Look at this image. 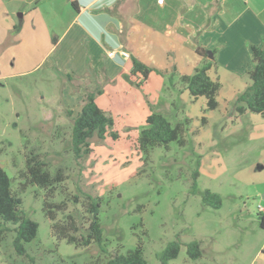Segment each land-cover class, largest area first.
Segmentation results:
<instances>
[{
    "label": "rangeland",
    "instance_id": "obj_1",
    "mask_svg": "<svg viewBox=\"0 0 264 264\" xmlns=\"http://www.w3.org/2000/svg\"><path fill=\"white\" fill-rule=\"evenodd\" d=\"M7 1L19 28L13 29L17 43L0 49V58L6 56L11 66L16 65L15 72L23 68L26 73L0 78V165L22 198L23 213L38 223V232L25 243V253L14 246L15 231L8 232L0 240V264H105L111 253H125L139 244L149 264H162L159 254L177 239L179 255L168 264H264L259 218V206L264 207V117L240 113L231 103L228 111L209 110L205 96L182 97L165 115L173 125L184 124V144L173 141L168 148L156 146L147 154L138 144L147 123L133 116L134 125L125 127L123 118L112 115L118 137L109 133L92 138L91 152L75 159L73 117L68 111L76 109L70 98L78 82H70L61 65V70L51 69L48 61L57 52L50 47L62 30L55 16L66 21L70 2ZM19 36L28 41H18ZM167 92L163 102L169 99ZM33 147L52 172L65 168L68 191L101 198L107 252L97 242L79 247L53 233L56 219L45 212V189L21 176ZM207 188L221 194L220 208L204 204ZM60 197L56 195V200ZM193 240L201 243L202 255L197 258L188 253Z\"/></svg>",
    "mask_w": 264,
    "mask_h": 264
},
{
    "label": "crops",
    "instance_id": "obj_2",
    "mask_svg": "<svg viewBox=\"0 0 264 264\" xmlns=\"http://www.w3.org/2000/svg\"><path fill=\"white\" fill-rule=\"evenodd\" d=\"M68 1L67 20L55 16L62 30L50 50L57 52L50 58L49 50L44 59L78 82L70 98L73 116L86 91H97L98 105L123 118L125 127L134 125L133 116L144 124L153 110L168 114L179 98L192 97L180 76L192 75L206 60L212 62L211 78L221 82L218 108L227 110L248 85L253 47H264V0H75L79 9ZM8 3L0 0V49L17 41L13 29L19 24ZM134 58L151 68L147 75L134 72ZM8 60L0 58L1 79L26 73L15 72Z\"/></svg>",
    "mask_w": 264,
    "mask_h": 264
},
{
    "label": "trees",
    "instance_id": "obj_3",
    "mask_svg": "<svg viewBox=\"0 0 264 264\" xmlns=\"http://www.w3.org/2000/svg\"><path fill=\"white\" fill-rule=\"evenodd\" d=\"M75 9H79L77 1H72ZM252 59L254 67L248 72L247 87L233 100L232 106L240 113L247 111L261 114L264 117V47H253ZM212 62L204 61L195 68L192 75H181V82L189 89L193 98L205 96L207 108L216 110L219 107L218 95L221 82L209 75ZM134 72L147 75L151 68L134 58ZM173 75V74H172ZM172 81V79L170 78ZM97 91H86L83 97L81 110L73 116L72 124V151L75 159H83L92 150L91 139L104 138L111 133L115 138L118 134L113 131L114 117L104 111L96 102ZM147 126L143 128L138 137L141 151L149 154L156 146L169 147L170 143L177 141L185 143V127L182 122L175 125L169 118L153 110L146 119ZM33 147L26 158V169L21 172L29 183L39 185L45 189L44 208L51 219H56L52 226L53 233L59 239H65L79 247H87L93 242L99 243L101 250L107 252L103 241V226L100 219L101 198L90 194L71 193L68 191L66 181L68 175L63 166L51 171L49 163L40 156ZM194 175L193 191H197V178ZM61 195L56 200V195ZM206 206L220 208L222 196L220 193L205 189L202 195ZM22 198L13 190L12 181L7 171L0 165V240L8 232L15 231L14 246L19 253H25V243L34 239L38 232V223L26 216L22 209ZM70 207H73L70 209ZM64 214V218H58ZM260 225L264 228V211H259ZM181 242L179 239L171 241L159 254L162 264L179 255ZM188 253L197 258L202 255L201 243L193 240L188 244ZM105 264H149L144 255L141 244L127 252L117 250L111 253Z\"/></svg>",
    "mask_w": 264,
    "mask_h": 264
},
{
    "label": "built area",
    "instance_id": "obj_4",
    "mask_svg": "<svg viewBox=\"0 0 264 264\" xmlns=\"http://www.w3.org/2000/svg\"><path fill=\"white\" fill-rule=\"evenodd\" d=\"M164 0H158L159 3H163ZM114 54V51H111L110 52V55H113ZM124 55H129L127 52H123ZM259 210L260 211H264V207L263 206H259Z\"/></svg>",
    "mask_w": 264,
    "mask_h": 264
},
{
    "label": "water",
    "instance_id": "obj_5",
    "mask_svg": "<svg viewBox=\"0 0 264 264\" xmlns=\"http://www.w3.org/2000/svg\"><path fill=\"white\" fill-rule=\"evenodd\" d=\"M262 197L264 198V193H263Z\"/></svg>",
    "mask_w": 264,
    "mask_h": 264
}]
</instances>
